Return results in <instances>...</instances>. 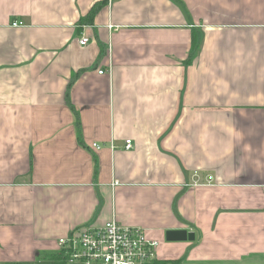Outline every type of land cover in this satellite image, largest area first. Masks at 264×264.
Returning <instances> with one entry per match:
<instances>
[{
    "label": "crops",
    "instance_id": "crops-1",
    "mask_svg": "<svg viewBox=\"0 0 264 264\" xmlns=\"http://www.w3.org/2000/svg\"><path fill=\"white\" fill-rule=\"evenodd\" d=\"M110 219L264 264V0H0V264Z\"/></svg>",
    "mask_w": 264,
    "mask_h": 264
},
{
    "label": "built area",
    "instance_id": "built-area-1",
    "mask_svg": "<svg viewBox=\"0 0 264 264\" xmlns=\"http://www.w3.org/2000/svg\"><path fill=\"white\" fill-rule=\"evenodd\" d=\"M19 25V22L12 23V26ZM87 43L86 36L79 39L80 46ZM92 147L101 146L93 143ZM124 147L130 149L132 141L126 139ZM57 245L65 264H172L158 258L159 241L149 238L144 229L120 224L115 219L102 225L77 227L60 237Z\"/></svg>",
    "mask_w": 264,
    "mask_h": 264
},
{
    "label": "trees",
    "instance_id": "trees-1",
    "mask_svg": "<svg viewBox=\"0 0 264 264\" xmlns=\"http://www.w3.org/2000/svg\"><path fill=\"white\" fill-rule=\"evenodd\" d=\"M102 4H103V1L98 2V3H95L92 6V8L90 9L89 13L86 16L80 18L79 24L80 25H83L85 23H92L93 18L95 16L96 12L99 10V8L101 7ZM193 44H194V47L196 49L197 46H198V44L196 46V43H195V39L194 38H193ZM52 260L55 261L58 264H63L64 263L63 262L64 259H63L62 255L60 256V254L53 255L52 256Z\"/></svg>",
    "mask_w": 264,
    "mask_h": 264
},
{
    "label": "water",
    "instance_id": "water-1",
    "mask_svg": "<svg viewBox=\"0 0 264 264\" xmlns=\"http://www.w3.org/2000/svg\"><path fill=\"white\" fill-rule=\"evenodd\" d=\"M166 239L168 241H172V240H186L188 239H192L193 235L192 233H187L186 231H167L166 232Z\"/></svg>",
    "mask_w": 264,
    "mask_h": 264
}]
</instances>
